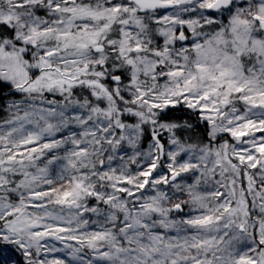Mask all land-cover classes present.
I'll return each mask as SVG.
<instances>
[{
    "label": "snow or ice",
    "instance_id": "1",
    "mask_svg": "<svg viewBox=\"0 0 264 264\" xmlns=\"http://www.w3.org/2000/svg\"><path fill=\"white\" fill-rule=\"evenodd\" d=\"M0 264H264V0H0Z\"/></svg>",
    "mask_w": 264,
    "mask_h": 264
}]
</instances>
